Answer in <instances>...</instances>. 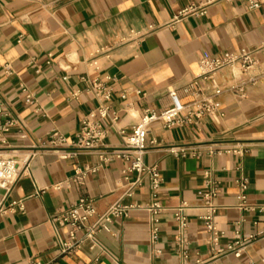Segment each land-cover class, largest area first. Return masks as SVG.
<instances>
[{
  "label": "crops",
  "instance_id": "1",
  "mask_svg": "<svg viewBox=\"0 0 264 264\" xmlns=\"http://www.w3.org/2000/svg\"><path fill=\"white\" fill-rule=\"evenodd\" d=\"M257 1L255 10L242 0L216 2L203 16L175 22L181 10L203 0H0V125L14 123L0 132V155L13 157L25 170L8 196L0 188L4 206L21 205L0 214V264H195L197 259L251 264L264 258V0ZM241 50L254 51L250 75L259 77L244 97L224 92L219 114L198 126L167 129L154 123L148 128L152 145L144 163L161 173L157 198L166 209L158 242L151 243L152 216L141 208L101 231L96 246L86 242L63 255L60 242L67 228L54 217L81 198L92 199L102 214L126 185L127 164L101 161V151L60 157L71 151L84 116L100 105L91 82L113 89L109 105L119 119L103 122L108 128L104 144L117 149L125 143L119 130L130 132L147 111L168 108L170 92L190 101L188 86L200 73L201 59ZM236 75L225 69L214 79L224 86ZM54 134L64 144L52 143ZM172 146L185 148V155L170 154ZM233 147L246 153H224ZM86 167L94 172L75 182V171ZM207 178L220 188L215 199L217 227L224 232L220 246L231 243L236 232L255 236L239 258H212L210 236L198 219L203 212L197 192ZM239 178L248 180L250 211L237 208ZM152 199L146 178L129 202L145 206ZM181 202L190 206L182 244L173 218Z\"/></svg>",
  "mask_w": 264,
  "mask_h": 264
},
{
  "label": "built area",
  "instance_id": "2",
  "mask_svg": "<svg viewBox=\"0 0 264 264\" xmlns=\"http://www.w3.org/2000/svg\"><path fill=\"white\" fill-rule=\"evenodd\" d=\"M220 1L233 0H203L201 4H191L187 8L181 10L173 21L177 22L181 18L187 16H203L207 13L208 6ZM247 3L249 10H255L260 7L257 0H242ZM153 28L150 26L149 30ZM50 62H48L49 64ZM254 51L241 50L239 52H225L222 55L209 56L199 61V75L189 84L188 93L190 101L183 103L176 92H170L169 97L171 105L162 110L147 111L141 116L130 130L126 132L120 129L119 134L125 137V143L117 149H109L104 144L108 134V128L103 122L109 120L111 124L118 121L116 112L111 111L109 103L112 98L113 89L102 82L93 81L90 84V90L95 98L100 102L97 108L91 110L81 122L79 134L75 142L72 144L71 151H63L60 156L66 159L76 156L81 152H99L101 161H109L112 158L120 160L127 164L123 170V179L126 182L125 190L121 197L114 202L105 212L98 214L92 199L81 198L75 205L61 211L54 217V222L62 227L67 228V238L60 242L61 253L63 255H71L78 250L86 242H91L92 246H96V237L103 231L107 230L113 221L126 218L131 210L145 209L151 216L150 240L156 244L159 239L160 216L166 211L161 201L157 198L161 188L162 176L157 166H149L144 163V156L149 150L147 142L148 128L154 123H160L164 128L171 129L176 127L198 126L206 118H210L215 114H219L220 104L219 97L224 92L233 93L240 97L245 96V90L249 85L255 84L259 77L251 76L250 72L255 65ZM231 69L238 71V76L226 85H218L214 79L219 72ZM110 79V78H107ZM210 84V87H206ZM25 93V102L32 103V97L23 89ZM3 112L0 106V114ZM14 125L13 122H7L0 125V132H8L9 128ZM61 142L64 144L63 138L58 134L53 135V142ZM170 154L174 156H184L185 148L172 146L168 148ZM226 154L242 156L246 150L239 147H233L224 151ZM94 172L93 169L84 168L75 171V182L83 183L86 176ZM25 174V170H21L17 161L13 157H4L0 155V188L5 191L6 196L9 195L17 181ZM135 174L136 178L130 180V175ZM149 180L151 194L153 199L145 206L129 202L138 189L142 186L145 179ZM239 188L237 208L241 211H250L252 208L247 202L248 180L239 178L236 180ZM220 193V188L212 180L207 178L204 181L203 189L197 192L200 199V210L202 214L198 216L202 222L205 231L210 236L211 255L212 258H220L226 255H233L239 258L241 251L246 245L251 243L255 236L242 238L237 232L234 240L226 244L225 247L220 246V241L224 237V232L217 227L216 217L219 206L216 205L215 199ZM17 203L4 206L3 201L0 202V214H8L13 212L21 205ZM190 206L187 202H181L173 210V218L178 231V241L183 243L182 237L189 229L188 210ZM156 255H160L161 251L156 250ZM31 264H52L41 263L38 261ZM195 264H204L200 259ZM264 264V258L259 263Z\"/></svg>",
  "mask_w": 264,
  "mask_h": 264
}]
</instances>
